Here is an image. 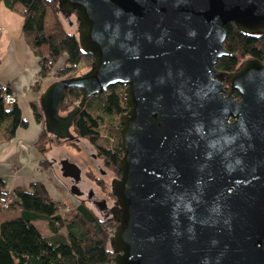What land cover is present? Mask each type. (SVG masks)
<instances>
[{"label":"water","instance_id":"water-1","mask_svg":"<svg viewBox=\"0 0 264 264\" xmlns=\"http://www.w3.org/2000/svg\"><path fill=\"white\" fill-rule=\"evenodd\" d=\"M58 1L94 59L46 87L45 128L72 139L73 119L111 86L129 107L111 182L113 264H264V63L217 68L233 57L228 24L264 35V0ZM70 88L82 97L61 115Z\"/></svg>","mask_w":264,"mask_h":264},{"label":"trees","instance_id":"trees-1","mask_svg":"<svg viewBox=\"0 0 264 264\" xmlns=\"http://www.w3.org/2000/svg\"><path fill=\"white\" fill-rule=\"evenodd\" d=\"M0 2L23 17L22 34L40 59L35 87L53 72L58 79L74 77L91 65L94 57L82 49L78 28L76 31L67 28L66 22L70 28L75 25L72 17L76 14L62 12L58 0ZM228 25L231 29L226 28L224 47L233 57L221 58L217 68L233 72L248 58L264 63V35L242 34L233 24ZM62 58L63 63L57 65ZM81 97L79 89H68L60 114L72 110ZM128 108L124 87L111 86L107 93L88 99L73 119L72 139L59 138L44 128L35 142L44 156L42 165L54 167L60 180L63 177L55 167L56 158L50 156L53 148L68 144L81 150L83 143H88L102 159L106 175L100 170L86 169L85 178L93 185L87 193L75 194L79 198L78 205L68 206L66 201L53 199L41 181L31 183L29 189L8 191L6 180L0 177V264L113 263L115 253L110 229H115L118 222L116 208L112 209L116 198L112 194L111 179L120 176L117 169L122 156L120 116ZM34 114L41 120L43 115L35 106ZM21 126H26V122L19 106L6 104L0 92V136L11 140ZM39 221L46 222L48 235L36 227Z\"/></svg>","mask_w":264,"mask_h":264},{"label":"crops","instance_id":"crops-1","mask_svg":"<svg viewBox=\"0 0 264 264\" xmlns=\"http://www.w3.org/2000/svg\"><path fill=\"white\" fill-rule=\"evenodd\" d=\"M22 24V15L0 2V85H9L26 122V126L19 127L11 140L0 136V177L6 180L8 191L29 189L31 183L41 181L53 199L65 201L66 197L60 192L64 188L71 200L72 196L55 168L42 165L44 156L35 146L45 122L43 116L41 120L36 118L34 106L43 115L41 95L48 85L43 79L35 87L39 80L40 59L27 44Z\"/></svg>","mask_w":264,"mask_h":264},{"label":"rangeland","instance_id":"rangeland-1","mask_svg":"<svg viewBox=\"0 0 264 264\" xmlns=\"http://www.w3.org/2000/svg\"><path fill=\"white\" fill-rule=\"evenodd\" d=\"M75 17L76 16L72 17V20L75 22V25H73L71 28L68 27V23L66 22L67 28L70 29V30H73V31H76L77 28H78V23L76 24V18ZM226 28L228 30L231 29L230 25H227ZM63 61H64V58H62L59 61V63H57V65L60 66L63 63ZM92 63H91V65L89 67L83 68L79 75L87 73L91 69ZM57 80H60V79L55 77L54 72L52 73L51 76L45 78V82H47L48 86L51 83H53V82H55ZM69 111H71V110H69ZM68 112L64 113L63 115L67 114ZM104 135H105V133H104ZM50 156L56 157V159L58 161H60V159L68 160L70 163L77 165L81 169V175H80L81 180H80V183L78 184V186L83 190V192L86 191V193L91 190L90 189L91 185H93L85 178V174L84 173H85L86 169L87 170L91 169V167H89V166H91V164H94L92 167L94 169H96V170H99V168H103L104 167L102 159L99 158L96 155L95 149L92 148L88 143H83V146H82L81 150L77 149V148H75V147H73L71 145H68V144L61 145L59 147L53 148L50 151ZM55 167H56L57 170H59L62 173L61 176L59 175L61 178L62 177L64 178V179L62 178L61 182L63 181L62 182L63 186L65 187L66 190H68V194H70L72 196V199L70 200V198L66 195L64 188L60 189L61 194H63V196L66 197L65 201L67 202L68 206L78 205L79 198H77V196L71 191V186L70 185L72 183V180L69 177H67V176H65L63 174L59 162L55 165ZM112 180H113V178L111 179V182H112ZM92 188H93V186H92ZM110 202L113 203L112 201H110ZM113 205L114 206L112 207V209L117 208V204H113ZM35 225L38 228V230L41 233H43L44 235H48L50 233L49 229L47 228L46 222L39 221V222H36ZM114 231H115L114 228L110 229V236L111 237L113 236Z\"/></svg>","mask_w":264,"mask_h":264},{"label":"flooded vegetation","instance_id":"flooded-vegetation-1","mask_svg":"<svg viewBox=\"0 0 264 264\" xmlns=\"http://www.w3.org/2000/svg\"><path fill=\"white\" fill-rule=\"evenodd\" d=\"M57 162H59L60 163V167H61V169H62V172H63V174L64 175H67V177H69L71 180H72V183H71V189L73 188V187H76L77 188V193H80V192H83V190L78 186V184L80 183V180H81V178H79V176H77L75 173H74V170H73V168L69 165V164H67L66 162H65V160L64 159H60V161H58L57 159H56V163L55 164H57ZM94 164H91V166H89V167H91V169H94L92 166H93ZM99 170L104 174V175H106V172L105 171H103V168H99ZM120 177V176H119ZM114 178H118V177H114ZM113 178V179H114ZM117 208H118V206H117ZM117 208H116V210H117ZM116 219H117V217H116Z\"/></svg>","mask_w":264,"mask_h":264},{"label":"built area","instance_id":"built-area-1","mask_svg":"<svg viewBox=\"0 0 264 264\" xmlns=\"http://www.w3.org/2000/svg\"><path fill=\"white\" fill-rule=\"evenodd\" d=\"M0 92L4 102L8 105L17 104L18 100L15 94L11 91L9 85H0ZM5 202V200H2Z\"/></svg>","mask_w":264,"mask_h":264}]
</instances>
